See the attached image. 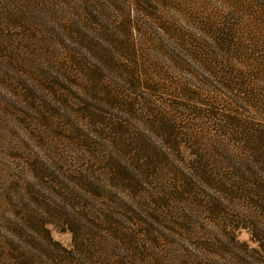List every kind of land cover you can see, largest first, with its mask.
Returning <instances> with one entry per match:
<instances>
[{"label": "trees", "instance_id": "trees-1", "mask_svg": "<svg viewBox=\"0 0 264 264\" xmlns=\"http://www.w3.org/2000/svg\"><path fill=\"white\" fill-rule=\"evenodd\" d=\"M39 1L0 0V29L30 32ZM41 1L71 43L43 40L67 51L36 108L70 129L22 162L6 264H264V0Z\"/></svg>", "mask_w": 264, "mask_h": 264}, {"label": "rangeland", "instance_id": "rangeland-1", "mask_svg": "<svg viewBox=\"0 0 264 264\" xmlns=\"http://www.w3.org/2000/svg\"><path fill=\"white\" fill-rule=\"evenodd\" d=\"M19 2V5L22 6V1ZM38 3L40 5L29 10L27 15L34 23L38 20L37 23L44 27L41 25L35 27L36 25L31 23V25H26L30 32L27 28H24L26 30L24 32L22 28H7L11 24L3 22L0 29V212L1 208H5L9 210V213L7 211L8 216L12 214L13 210H17L16 208L25 205L26 207L31 206L29 201L22 199L14 190V179L21 177V166H24L22 162H33L36 158L42 159L44 156L41 150L48 143L59 141V137H55L54 131L53 133L48 131L47 122L50 120L54 126L63 125L70 129L67 116L44 115L47 117L43 119L40 114L41 111L44 112V108H36V106H41V96H47L41 77L46 75L49 58L53 59V56L58 58L67 51L65 42L60 39L56 45L52 46L55 49L51 48L50 52L47 48L45 51L46 40L51 39L54 33H61V38L66 40V43H71L62 35L64 32L59 26L62 17L55 15L48 8L51 3L48 1L45 4L41 0ZM72 27L75 30L74 23ZM12 34H16V36ZM17 60L21 62L22 67L16 64ZM34 75L37 78L30 80V77ZM66 112L73 120L78 115L74 107L66 109ZM42 140L47 144L43 145L37 154L32 155V145L36 141L38 145H42ZM48 140L50 141L48 142ZM2 217L0 215V218ZM46 227L53 240L65 248L72 246L69 231L60 230L54 223H47ZM235 236L249 248H257V244L251 239L247 229L237 228ZM4 240L0 239L2 242L0 244V264L8 262L3 255L2 244L6 243Z\"/></svg>", "mask_w": 264, "mask_h": 264}]
</instances>
